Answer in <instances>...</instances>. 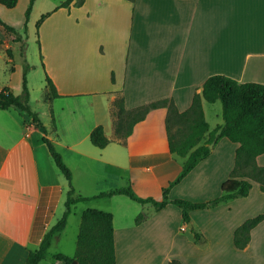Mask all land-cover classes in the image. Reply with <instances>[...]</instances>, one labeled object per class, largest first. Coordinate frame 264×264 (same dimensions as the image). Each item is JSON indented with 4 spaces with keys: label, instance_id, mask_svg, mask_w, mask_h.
<instances>
[{
    "label": "crops",
    "instance_id": "1",
    "mask_svg": "<svg viewBox=\"0 0 264 264\" xmlns=\"http://www.w3.org/2000/svg\"><path fill=\"white\" fill-rule=\"evenodd\" d=\"M29 1L18 0L13 8L0 3V17L19 32L0 24V91L9 88L20 94L23 90L27 60L18 63L14 50L25 45ZM64 1L36 0L27 31L31 34L32 24L51 12L40 25L37 41L44 73L59 93L49 98L47 85L46 101L56 132L41 113L47 132L25 111L0 109V264H25L29 252L40 246L45 233L61 218L70 186L45 136L71 168L76 195L93 196L131 184L138 196L161 200L185 160L170 150L168 109H151L131 135L118 139L113 114L116 99L123 96L131 109L172 98L184 111L211 75L264 84V0H83L81 4L73 0L62 6ZM27 78L30 86L29 73ZM209 104L204 100L211 131L224 120L210 124ZM98 125L111 139L104 148L90 138ZM211 144L210 155L171 188V198L199 201L197 193H210L201 199L210 201L221 195L218 191L231 177L238 144L226 137L215 138ZM256 162L264 166V153ZM255 187L253 181L249 195L202 209L208 215L206 222L197 228L192 225L200 240L186 233L178 206L157 210L124 194L92 199L98 202L79 212L74 209L67 226L72 217H78L74 218L77 244L85 209L113 213L117 264H168L173 259L182 264H264V220L252 229L246 248L234 243L236 228L264 212V192ZM116 212L127 220L116 217ZM141 212L147 218L137 223L135 217ZM173 247L180 250L173 253ZM56 253L75 255L64 250ZM53 259L47 264H66Z\"/></svg>",
    "mask_w": 264,
    "mask_h": 264
},
{
    "label": "trees",
    "instance_id": "2",
    "mask_svg": "<svg viewBox=\"0 0 264 264\" xmlns=\"http://www.w3.org/2000/svg\"><path fill=\"white\" fill-rule=\"evenodd\" d=\"M73 0H66L61 5L69 6ZM83 0H78L82 3ZM8 8L17 5L18 0H0ZM36 0H30L25 12L24 32L27 35L28 21L34 8ZM51 12L43 14L36 23L37 34L44 19ZM0 24L10 32L18 34V30L6 23L0 17ZM22 39V36H19ZM11 55V53L9 52ZM31 65L25 61L23 71V90L15 94L9 88L0 91V109L15 108L25 111L33 117L34 123L47 132L46 127L38 112L32 109L30 103V90L27 74ZM46 81L49 89V98L59 96L57 87L52 78L45 71ZM113 81L115 77L113 76ZM204 100L214 103L222 102L223 124L216 126L210 131V126L205 117ZM166 107L168 116L166 126L169 134V147L172 153L183 157L185 160L178 176L164 188V196L161 200L154 197H140L136 194L131 184L124 187L99 192L93 196L74 195L73 172L62 153L56 145L44 137L50 153L61 172L69 181L70 190L66 200V210L60 218L45 233L40 246L29 252L25 264H41L47 257L49 248L57 234L62 232L67 224L73 206L85 200L107 197L116 194H124L140 203H151L157 210H161L169 204L178 206L182 211L185 223L191 222L190 213L193 210L204 209L216 205L224 200L249 195L253 181L259 183L264 192V166L256 162V158L264 153V84L258 82H240L224 74L209 76L204 82L201 92L193 96L190 107L181 111L174 99L163 98L147 104L128 109L125 106L123 96L114 102V126L118 139H124L132 134L134 126L143 120L151 109ZM206 137L208 139L206 140ZM226 137L237 143L235 165L231 177L221 187L222 193L219 197L210 201H192L184 198H171L170 190L180 183L199 163L211 153L210 143L215 139ZM94 145L104 148L111 139L106 135L103 125L96 126L90 134ZM146 219L145 213H140L136 222L141 223ZM264 220V212L248 218L234 232V243L236 247L246 248L251 239V231ZM196 239H201L199 232L195 233ZM54 258L72 264L77 259V264H117L115 246V228L113 213L97 208H87L83 211L82 221L77 237L76 252L74 256L64 253H56ZM168 264H182L173 259Z\"/></svg>",
    "mask_w": 264,
    "mask_h": 264
},
{
    "label": "rangeland",
    "instance_id": "3",
    "mask_svg": "<svg viewBox=\"0 0 264 264\" xmlns=\"http://www.w3.org/2000/svg\"><path fill=\"white\" fill-rule=\"evenodd\" d=\"M33 27H34V29H33ZM38 38H39V36L37 34L36 24L33 23L31 34H30V32H28L26 37H25V41L22 40L23 43H25V45L22 43L23 45L20 47L21 49L19 48L18 45L16 46V49L14 50V55H15L14 57L18 63L23 64L24 59H26L27 62L31 65V70L28 73L30 74L29 90H30V103H31L32 109L35 110L36 112L42 114L43 118L49 122L50 129L53 131V133H55L56 132V130L54 129L55 124H54V122L52 123L50 120L51 110L49 108V102L46 101L47 83L45 80V73H44V70H43V67L41 64L39 43L37 41ZM48 92H49V89H48ZM207 106L211 107V110L210 109L207 110L208 120L210 121V124L212 126H215L217 123H222L223 122L222 102L220 100H218L214 103H210ZM55 108L58 110V108H59L58 103H55ZM255 186L260 190L259 184L257 182H255ZM257 188H256V190H258ZM69 190H70V188H69ZM75 193H76V191H75ZM75 193H74V195H75ZM221 193H222V190L220 188L218 191V195H220ZM207 194L209 195L210 193H197L195 196L197 199H199V201H205V200H201V199H207V198L203 197ZM107 197H109V196H107ZM67 198H68V194H67ZM67 198H66V200H67ZM100 198H104V197H100ZM66 200L64 202L63 207H61L63 212H61L62 214H59L61 218L64 215V212L66 210ZM91 200L92 199L85 200L83 202L80 201V203L78 202V206H76V208H75V205L73 206V211L75 209L76 212H79L81 207L89 206L91 202H98V201H94V200H99V199L94 198L93 201H91ZM86 201H88V202H86ZM149 204H151V203H149ZM98 205L103 206L105 204L100 203ZM195 212L196 213H192V215H191L192 216L191 222H189L188 224L186 223V226H187L186 233L187 234L193 233L195 235V233L197 231L194 230L192 225H195V227L197 228L201 224H204V222H206V219L208 218V215L205 213L204 210L202 211V209H197V210H195ZM143 213H145L146 218H147L148 214H146V212H143ZM116 215H117L116 217H118V218L121 217L119 215V213H117V212H116ZM137 216L135 217V219L137 218ZM74 218L78 219V217H72V221L67 226V229H66L65 233L62 235V237L59 240H55L53 242L52 246L50 247V249L48 251L47 260L44 261L43 264H47L48 262L53 261L54 260L53 255L58 251L64 250L67 253H71V254L76 252V243L74 242V240H75V237L77 235V225L74 221ZM121 218L127 220V217H121ZM134 222H135V220H134ZM171 249H172L171 251L173 253L180 250L177 247H173Z\"/></svg>",
    "mask_w": 264,
    "mask_h": 264
},
{
    "label": "water",
    "instance_id": "4",
    "mask_svg": "<svg viewBox=\"0 0 264 264\" xmlns=\"http://www.w3.org/2000/svg\"><path fill=\"white\" fill-rule=\"evenodd\" d=\"M213 144L210 145V147L212 148ZM191 225V224H190ZM72 264H77V259H74Z\"/></svg>",
    "mask_w": 264,
    "mask_h": 264
}]
</instances>
